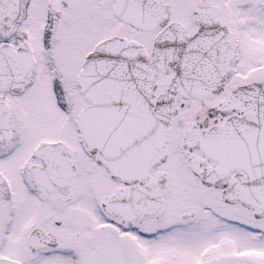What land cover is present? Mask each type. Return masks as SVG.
<instances>
[{"label":"snow or ice","instance_id":"obj_1","mask_svg":"<svg viewBox=\"0 0 264 264\" xmlns=\"http://www.w3.org/2000/svg\"><path fill=\"white\" fill-rule=\"evenodd\" d=\"M0 264H264V0H0Z\"/></svg>","mask_w":264,"mask_h":264}]
</instances>
